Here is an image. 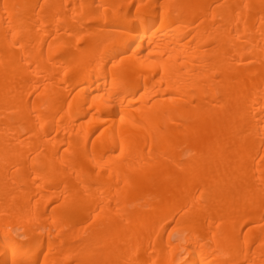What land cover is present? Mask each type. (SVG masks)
<instances>
[{
	"label": "bare ground",
	"instance_id": "1",
	"mask_svg": "<svg viewBox=\"0 0 264 264\" xmlns=\"http://www.w3.org/2000/svg\"><path fill=\"white\" fill-rule=\"evenodd\" d=\"M0 264H264V0H0Z\"/></svg>",
	"mask_w": 264,
	"mask_h": 264
},
{
	"label": "rangeland",
	"instance_id": "2",
	"mask_svg": "<svg viewBox=\"0 0 264 264\" xmlns=\"http://www.w3.org/2000/svg\"><path fill=\"white\" fill-rule=\"evenodd\" d=\"M171 229V228H170ZM171 231V230H170ZM170 233H172V239H174L175 238V236H176V233L175 232H170Z\"/></svg>",
	"mask_w": 264,
	"mask_h": 264
}]
</instances>
